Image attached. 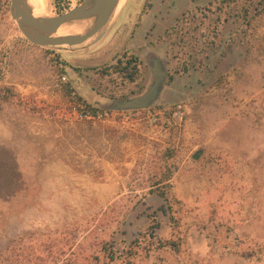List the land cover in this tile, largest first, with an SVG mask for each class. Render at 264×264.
I'll use <instances>...</instances> for the list:
<instances>
[{"label":"rangeland","instance_id":"obj_1","mask_svg":"<svg viewBox=\"0 0 264 264\" xmlns=\"http://www.w3.org/2000/svg\"><path fill=\"white\" fill-rule=\"evenodd\" d=\"M206 1L142 32L150 0H120L84 43L44 47L0 0V264H264V0ZM149 52L156 102L76 119L142 93ZM129 55L133 82L113 67Z\"/></svg>","mask_w":264,"mask_h":264},{"label":"water","instance_id":"obj_2","mask_svg":"<svg viewBox=\"0 0 264 264\" xmlns=\"http://www.w3.org/2000/svg\"><path fill=\"white\" fill-rule=\"evenodd\" d=\"M119 0H82L75 7L52 16H33L26 0H10L9 12L23 36L32 44L44 47H63L84 43L100 32L109 22ZM91 19L90 26L80 34L53 36L64 23ZM146 64L151 73L145 90L135 96L110 98L100 107L110 111H130L150 107L156 102L167 84L169 76L167 60L149 52Z\"/></svg>","mask_w":264,"mask_h":264},{"label":"crops","instance_id":"obj_3","mask_svg":"<svg viewBox=\"0 0 264 264\" xmlns=\"http://www.w3.org/2000/svg\"><path fill=\"white\" fill-rule=\"evenodd\" d=\"M176 1L177 0H150V7L143 13L140 19V24L138 25V27L141 28V31L145 32L150 26H158V22L163 21L166 18V14L171 8L181 10L184 5V7H186L189 3L195 5L196 0H186L187 2L184 5L180 4L177 8L175 7V4L181 2V0L178 2ZM217 1L220 0H207L206 3Z\"/></svg>","mask_w":264,"mask_h":264},{"label":"bare ground","instance_id":"obj_4","mask_svg":"<svg viewBox=\"0 0 264 264\" xmlns=\"http://www.w3.org/2000/svg\"><path fill=\"white\" fill-rule=\"evenodd\" d=\"M26 4L29 11L31 12V15L49 16L48 0H26ZM91 22V19H85L71 23H64L56 30L53 36L61 37L69 34H78V32L82 33L83 30H86L90 26Z\"/></svg>","mask_w":264,"mask_h":264},{"label":"built area","instance_id":"obj_5","mask_svg":"<svg viewBox=\"0 0 264 264\" xmlns=\"http://www.w3.org/2000/svg\"><path fill=\"white\" fill-rule=\"evenodd\" d=\"M62 81H65V76L61 77ZM171 111V116L174 120L181 121L183 116V108L181 104H176L169 108ZM135 111V110H134ZM122 113V112H121ZM73 114L78 120H94V119H105L111 116L113 113L110 110H95L90 109L86 106L79 107V109H74ZM125 115V114H123Z\"/></svg>","mask_w":264,"mask_h":264},{"label":"trees","instance_id":"obj_6","mask_svg":"<svg viewBox=\"0 0 264 264\" xmlns=\"http://www.w3.org/2000/svg\"><path fill=\"white\" fill-rule=\"evenodd\" d=\"M55 2L57 3L58 0H55ZM180 22H181V19H176L174 25L171 26L168 30H166L165 33L169 34L170 32H172L174 29L177 28ZM121 64H122L121 60H117L116 64H114L113 67L116 69V71H119L120 73L125 74V77L128 79V81L130 82L135 81V79L137 78L136 57H134L133 55H129L125 61V65L120 66ZM77 99L79 101L81 100V98H77ZM86 107L90 109H95V108H92L90 105H86ZM168 175L165 176L166 177L165 179L167 180L169 179ZM158 195L163 198L166 197L164 193H159Z\"/></svg>","mask_w":264,"mask_h":264}]
</instances>
